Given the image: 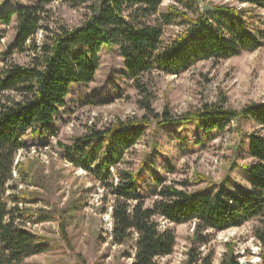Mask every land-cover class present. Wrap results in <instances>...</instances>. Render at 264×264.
Masks as SVG:
<instances>
[{
    "label": "trees",
    "instance_id": "16d2710c",
    "mask_svg": "<svg viewBox=\"0 0 264 264\" xmlns=\"http://www.w3.org/2000/svg\"><path fill=\"white\" fill-rule=\"evenodd\" d=\"M63 1L87 6L89 12L77 26H44L41 4L21 5L1 19L7 25L16 19L17 50L30 51L32 57L27 65L12 63L0 70V264H22L47 250L17 220L20 209L10 203L19 198L10 193L17 188L16 174L23 182L28 176L16 158L27 148L26 134L45 136L73 85L94 82L104 48H117L125 75L146 94L143 78L153 71L178 76L199 62L227 60L264 47V30L251 28V10L245 7L264 9V0H223L227 2L206 12H201L199 0H173L166 10L161 9L165 0ZM168 26L182 29L164 41ZM40 30L45 35L38 43ZM148 96L146 115L118 119L105 128H92L71 144H60L64 158L79 163L100 184L104 199L110 197L113 243L135 240L132 264H161L176 246L170 224H193V247L185 264H214V251L205 256L200 252L212 241V233L254 221L253 236L263 249L264 264V101L234 109L222 98L176 116L168 107L155 113ZM153 120L179 127L197 122L205 135L225 132L234 123H252L255 129L247 132L245 141L247 188L189 191L187 182L178 187L155 177L156 189L140 193V172L120 165ZM238 258L234 244L226 243L218 264H241Z\"/></svg>",
    "mask_w": 264,
    "mask_h": 264
},
{
    "label": "rangeland",
    "instance_id": "374dc122",
    "mask_svg": "<svg viewBox=\"0 0 264 264\" xmlns=\"http://www.w3.org/2000/svg\"><path fill=\"white\" fill-rule=\"evenodd\" d=\"M226 2L199 0V5L201 12H206L213 5ZM173 3L165 0L161 9L166 10ZM40 4L45 11L43 25L49 29H58L61 24L77 26L89 12L86 5L74 7L63 0H0V70L12 63L27 65L32 57L30 51L17 50L16 19L9 25L1 19L21 5ZM245 7L251 10V28L264 30V9ZM181 29L166 27L164 41ZM44 31L37 33L38 43L43 40ZM143 81L148 88L146 94L136 89L125 75L117 48H104L94 82L72 86L66 105L48 125L45 136L25 135L27 148L18 153L16 160L27 169V181L23 182L16 174L17 188L10 193L19 198L10 203L20 209L17 220L47 250L22 264H132L135 240L113 243L110 197L104 199L100 184L79 163L64 158L60 144H71L92 128H105L118 119L146 115L144 102L149 93L155 113L161 114L168 107L176 116L222 98L234 109L264 101V47L227 60L199 62L178 76L153 71ZM157 122L152 121L145 136L129 150L120 165L140 172V193L151 194L156 189L155 177L178 187H182L179 183L187 182L189 191L247 188L245 165L249 158L245 141L247 132L255 129L252 123H234L225 132L205 135L197 122L183 127ZM170 226L177 236L176 246L160 263L185 264L193 247L194 225ZM254 226L251 221L241 227L213 232L212 241L200 248L201 256L214 251V264H218L226 243L232 242L241 264H261L263 249L253 236Z\"/></svg>",
    "mask_w": 264,
    "mask_h": 264
}]
</instances>
